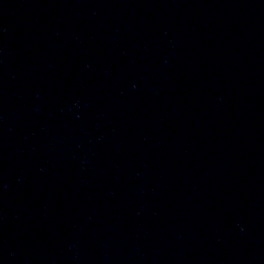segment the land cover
Listing matches in <instances>:
<instances>
[{
	"label": "water",
	"instance_id": "95a60500",
	"mask_svg": "<svg viewBox=\"0 0 264 264\" xmlns=\"http://www.w3.org/2000/svg\"><path fill=\"white\" fill-rule=\"evenodd\" d=\"M0 264H264V0H0Z\"/></svg>",
	"mask_w": 264,
	"mask_h": 264
}]
</instances>
